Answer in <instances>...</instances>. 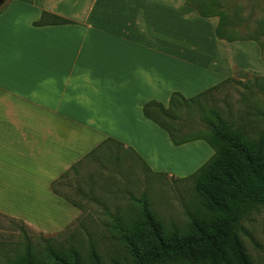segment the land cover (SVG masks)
<instances>
[{
    "label": "crops",
    "instance_id": "1",
    "mask_svg": "<svg viewBox=\"0 0 264 264\" xmlns=\"http://www.w3.org/2000/svg\"><path fill=\"white\" fill-rule=\"evenodd\" d=\"M188 1H10L0 15L3 210L18 205L36 215L56 213L64 219L61 226L50 220L39 226L42 219L30 211L23 213L36 223L20 220L38 230H58L83 214L80 200L86 202L90 187L80 174L95 162L105 166L104 152L111 164L123 160L116 159L121 153L150 174L179 179L213 157L201 141L174 146L142 109L151 102L168 107L176 93L186 99L205 93L233 77L237 67L251 65L248 53L259 59L260 51L254 43L220 41L219 20L202 18ZM43 13L74 24L54 26L49 17L48 26H34ZM230 52L241 61L219 56ZM164 146L168 152L159 154ZM177 152L188 155L180 167L173 164ZM79 164L57 188L81 207L76 208L54 194L52 184Z\"/></svg>",
    "mask_w": 264,
    "mask_h": 264
},
{
    "label": "trees",
    "instance_id": "2",
    "mask_svg": "<svg viewBox=\"0 0 264 264\" xmlns=\"http://www.w3.org/2000/svg\"><path fill=\"white\" fill-rule=\"evenodd\" d=\"M188 6L196 9L202 18L218 17L216 37L227 43L236 42L225 29V15L211 13L212 7L202 0L188 1ZM5 12L0 11V15ZM49 17L53 18L50 24L54 26L74 24L43 13L34 26H48ZM229 81L192 99L173 94L168 107L151 102L142 109L148 120L168 134L174 146L205 141L214 151L213 157L187 178L194 182L199 203L190 211L185 226L164 224L144 199L132 204L129 216H116L106 225L111 235L107 238L112 245L106 252H98L92 238L87 253L75 245L55 248L52 241L47 240L44 253H36L29 247L27 254L14 264H259L249 254L239 230L243 218L264 207V131L251 133L246 127L224 121L216 111L208 110L206 131L195 137H178L181 109L199 104L203 97ZM79 166L62 176L60 182L52 184L54 194L76 208L81 207L60 194L57 188L71 173H77Z\"/></svg>",
    "mask_w": 264,
    "mask_h": 264
},
{
    "label": "rangeland",
    "instance_id": "3",
    "mask_svg": "<svg viewBox=\"0 0 264 264\" xmlns=\"http://www.w3.org/2000/svg\"><path fill=\"white\" fill-rule=\"evenodd\" d=\"M10 1L0 0V11L8 7ZM202 2L212 7L211 13L225 15L227 19L225 29L236 40L229 44L254 43L258 46L260 56L257 59L255 54L248 53V58L253 60L251 65L237 67L233 77L228 79L230 81L222 88L203 97L199 104L190 109H181L180 122L177 124L178 137L179 139L195 137L206 131L208 126L205 117L208 110L216 111L224 121H233L237 125L246 127L251 133H260L264 131V60L262 59L264 0H202ZM217 19L220 20L218 17ZM219 56L241 61L237 53L230 52ZM201 142L207 144L205 141ZM152 152H154L153 146ZM166 152L168 150L165 147L159 154L166 155ZM177 153V157L180 158L174 159V167H180V163L187 156L186 152ZM198 154V152L194 154V159L199 157ZM103 155H106V158L102 159V162L106 163L105 166L97 162L98 165L94 161L92 166L85 168L80 174L83 183L90 187L86 202L80 200L77 195L74 196L76 201L83 202L81 206L83 214L75 221L59 227L58 230H38L20 220V217L28 218L33 225L35 221L32 217L23 213L30 211L31 215L42 219L39 226L43 224L47 227L51 225L48 223L50 221L54 225L61 226L64 219L56 213L45 212L36 215L33 208L18 205L8 206V212L0 207L1 211L8 212V214L0 212V264H14L19 257L27 254L29 247L36 253H44L48 245L47 240H51L55 248L75 245L79 250L87 253L91 248L92 238L98 252L104 253L112 246L107 238L111 235L105 228L106 225L111 224L116 216H129L133 208L132 204L144 199L147 200L155 217L164 224L185 226L188 223L187 217L190 211L199 203L192 180L153 172L150 174L138 160V162L132 161L129 156H122L121 153L116 155V159L123 160L112 164V158L108 159L106 152ZM61 191L65 192V190ZM242 220L239 235L254 260L264 264V207Z\"/></svg>",
    "mask_w": 264,
    "mask_h": 264
},
{
    "label": "bare ground",
    "instance_id": "4",
    "mask_svg": "<svg viewBox=\"0 0 264 264\" xmlns=\"http://www.w3.org/2000/svg\"><path fill=\"white\" fill-rule=\"evenodd\" d=\"M188 156V155H187Z\"/></svg>",
    "mask_w": 264,
    "mask_h": 264
}]
</instances>
